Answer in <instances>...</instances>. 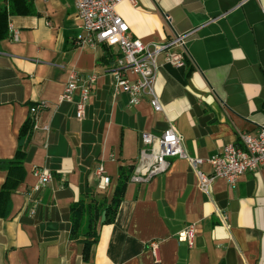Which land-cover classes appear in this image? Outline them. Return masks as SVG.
Instances as JSON below:
<instances>
[{
  "label": "crops",
  "instance_id": "crops-1",
  "mask_svg": "<svg viewBox=\"0 0 264 264\" xmlns=\"http://www.w3.org/2000/svg\"><path fill=\"white\" fill-rule=\"evenodd\" d=\"M28 1L30 13L10 17L19 40L0 41V161L15 157L26 140L24 124L35 122L25 175L10 193L8 211L0 206V264H264V170L245 173L235 186L217 178L203 190L193 164L174 157L164 173L130 179L114 220L105 222L120 170L134 171L143 131L159 136L174 125L188 156L204 159L199 168L209 174V157L239 142L241 132L264 127V0L118 5L132 37L164 43L185 36L184 67L158 59L153 88L160 112L150 94L131 104L116 89L117 46L77 45L84 30L74 0ZM73 70L97 77L82 119L79 94L60 100ZM101 165L110 177L105 186ZM35 168H47L52 179L37 187ZM7 179L0 164V197ZM82 198L105 202L98 242L87 254L72 237V206ZM190 225L193 245L179 239Z\"/></svg>",
  "mask_w": 264,
  "mask_h": 264
},
{
  "label": "built area",
  "instance_id": "built-area-1",
  "mask_svg": "<svg viewBox=\"0 0 264 264\" xmlns=\"http://www.w3.org/2000/svg\"><path fill=\"white\" fill-rule=\"evenodd\" d=\"M123 0H74L77 18L81 21L83 34L78 35L76 43L79 47H96L98 45L117 46L122 56L118 59L114 71L117 80V90L126 92L131 104H138L145 94H150V105L156 112L162 111L158 95L153 84L159 68L158 59L162 57L165 63L175 67L186 65L185 36L175 34L172 39L164 43H145L140 38L132 37L129 33L130 26L117 10ZM137 5V0H129ZM170 22V17L166 16ZM10 37L18 41L20 31L9 23ZM128 73L135 75L131 79ZM96 75L81 76L77 71L70 73L61 101H77V116L82 119L85 109L92 95ZM45 103L31 107V112L36 113ZM239 142L228 143L222 152L212 155L207 159L212 171L207 174L199 168L204 162L202 158L189 157L184 139L174 125H170L162 135H154L143 131L140 155L130 177L134 182H146L152 177L164 173L171 164V159L181 157L188 159L194 166L199 177L200 186L208 190L217 178H225L235 186L239 178L250 171L264 170V127H260L255 133L241 132ZM104 166L98 168L102 184L110 182V177L104 174ZM33 174L38 178V186H44L52 179V174L47 168H35ZM196 228L194 225L184 229L179 239L194 244ZM152 251L158 253L156 242L151 243Z\"/></svg>",
  "mask_w": 264,
  "mask_h": 264
},
{
  "label": "trees",
  "instance_id": "trees-1",
  "mask_svg": "<svg viewBox=\"0 0 264 264\" xmlns=\"http://www.w3.org/2000/svg\"><path fill=\"white\" fill-rule=\"evenodd\" d=\"M32 4L28 0H0V41L10 35L9 23L12 15L30 13ZM34 120L30 119L24 124L21 136L26 137L24 144H21L16 155L11 160H1L2 167L8 170V179L1 191V204L8 211L10 193L13 188L25 175V155L28 140L34 128ZM132 168H122L119 173V181L115 189L114 196L109 205H106L105 222L114 220L118 207L123 199L127 183L132 175ZM105 204L86 202L80 199L72 206V237L79 239L84 244V253L87 254L89 248L98 242L97 221L100 208Z\"/></svg>",
  "mask_w": 264,
  "mask_h": 264
}]
</instances>
